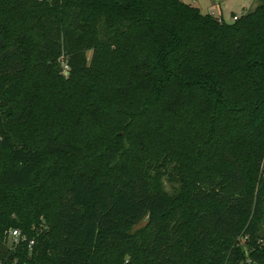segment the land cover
I'll list each match as a JSON object with an SVG mask.
<instances>
[{"label": "trees", "instance_id": "16d2710c", "mask_svg": "<svg viewBox=\"0 0 264 264\" xmlns=\"http://www.w3.org/2000/svg\"><path fill=\"white\" fill-rule=\"evenodd\" d=\"M0 248L264 264V0L232 22L180 0H0Z\"/></svg>", "mask_w": 264, "mask_h": 264}, {"label": "rangeland", "instance_id": "374dc122", "mask_svg": "<svg viewBox=\"0 0 264 264\" xmlns=\"http://www.w3.org/2000/svg\"><path fill=\"white\" fill-rule=\"evenodd\" d=\"M202 2H207L210 5H213V7H218L220 8V12L226 20V22L232 21V13L240 15L242 12V8L245 6L246 8L253 7L254 4H256V0H200ZM205 10V9H203ZM216 14V11L214 12ZM90 57V53H88V58ZM164 174L160 176L159 182L164 189V191L172 195L174 194L179 187V183L176 179V177L172 174ZM244 239L241 240V243L243 244ZM15 243H13L10 239L7 243V245L14 249L15 248ZM1 250V248H0Z\"/></svg>", "mask_w": 264, "mask_h": 264}, {"label": "crops", "instance_id": "0c3cea01", "mask_svg": "<svg viewBox=\"0 0 264 264\" xmlns=\"http://www.w3.org/2000/svg\"><path fill=\"white\" fill-rule=\"evenodd\" d=\"M180 1H182L184 3H187V4H191V5L195 6V7H197L201 11V13H203V14H211V15H213L216 18H219V19L224 20L222 14L220 12V8H218V7H215L214 8L213 5H210L207 2H202L200 0H180ZM255 5L256 4H254V6L253 7H250V8H246L244 6L242 8L241 14L244 11H248V10L253 9L255 7ZM203 9H205V10H203ZM215 11H216V14L214 13ZM234 15H237V14L232 13V16L231 17H233ZM224 21L226 22V20H224ZM230 22H232V21H230Z\"/></svg>", "mask_w": 264, "mask_h": 264}, {"label": "built area", "instance_id": "2783aa9c", "mask_svg": "<svg viewBox=\"0 0 264 264\" xmlns=\"http://www.w3.org/2000/svg\"><path fill=\"white\" fill-rule=\"evenodd\" d=\"M237 15H234L233 17H232V21H234V20H236L237 19ZM10 237L11 238H13L15 241L16 240H18V238L20 237V233H19V231L18 230H11L10 231ZM32 244V242H30V245Z\"/></svg>", "mask_w": 264, "mask_h": 264}, {"label": "water", "instance_id": "95a60500", "mask_svg": "<svg viewBox=\"0 0 264 264\" xmlns=\"http://www.w3.org/2000/svg\"><path fill=\"white\" fill-rule=\"evenodd\" d=\"M47 1H49V0H47Z\"/></svg>", "mask_w": 264, "mask_h": 264}]
</instances>
